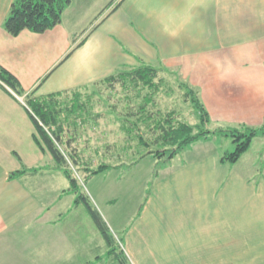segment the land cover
Wrapping results in <instances>:
<instances>
[{
	"label": "crops",
	"instance_id": "1",
	"mask_svg": "<svg viewBox=\"0 0 264 264\" xmlns=\"http://www.w3.org/2000/svg\"><path fill=\"white\" fill-rule=\"evenodd\" d=\"M14 1L0 0V68L22 96L79 92L147 65L195 89L211 124L264 125V0H70L52 29L12 36ZM16 96L0 86V264H100L107 247ZM252 142L261 147L244 169L249 150L233 165L214 151L159 175L120 227L128 262L264 264V136Z\"/></svg>",
	"mask_w": 264,
	"mask_h": 264
},
{
	"label": "rangeland",
	"instance_id": "2",
	"mask_svg": "<svg viewBox=\"0 0 264 264\" xmlns=\"http://www.w3.org/2000/svg\"><path fill=\"white\" fill-rule=\"evenodd\" d=\"M72 2L73 8L79 6V0ZM91 15H84V18L88 20ZM158 76L159 78L154 80L156 89L142 87L136 89L131 84L127 83L124 86L120 82L113 86L98 84L78 92L79 98L74 93H69L59 99L63 106L70 107L72 103L78 101L81 105V108L71 114L64 123L63 139L71 141V149L75 150L80 158V166L74 168L70 165V169L78 179L82 192L89 197L98 213L102 217L106 215L105 222L115 238V250L123 254L127 264L130 263L122 244L124 228L120 227H126L131 223L141 203L150 195L151 186L159 175L172 171L175 165L214 151L219 154L220 162L223 153L231 152L234 146L231 138L222 135L219 130L238 127H222L210 123L207 129L212 132L208 136L211 138L185 147L172 160H166L167 156L157 159L147 154L150 150L159 149L153 144L155 136L152 128L148 129L140 122L142 119L139 114L140 108L145 106L147 95L152 100V103L146 106L149 112H160L161 116L173 112L178 120L189 125L198 124L197 115L189 100H186L184 85L188 84L176 73L167 70L160 71ZM19 98L26 104L27 96ZM64 117L65 114L62 115V118ZM132 125L138 126L136 133L144 137L142 139L147 147L138 143L135 133L129 134L128 129ZM260 147L259 143L252 142L249 154L243 157L245 165L239 164L242 169L252 162V156ZM100 166H107L108 169L86 178ZM69 197L70 200H74V195L70 194ZM107 201L113 205L105 209L103 203ZM106 253L103 254L102 251L101 256L97 257L100 264H114L113 259Z\"/></svg>",
	"mask_w": 264,
	"mask_h": 264
},
{
	"label": "trees",
	"instance_id": "3",
	"mask_svg": "<svg viewBox=\"0 0 264 264\" xmlns=\"http://www.w3.org/2000/svg\"><path fill=\"white\" fill-rule=\"evenodd\" d=\"M69 4L70 0H15L5 20L4 29L12 36L18 35L23 30H28L33 33H43L61 22L62 13ZM81 43L82 41L76 46H79ZM160 71L165 70L141 65L128 72L109 76L98 84L113 86L120 82L124 86L127 83L131 84L136 89L139 87L156 89L154 80L159 78L158 74ZM0 80L16 95H23V91L17 80L2 68H0ZM184 88L186 90V100H189L197 115L198 124L196 125H189L178 120L173 112L164 113L163 116H161L160 112H149L146 109V106L152 103L149 95L146 96L145 106L143 105L140 108L139 114L142 116L140 122L144 126H147L148 129L152 128L155 136L153 144L159 147L157 150L148 151L147 154L153 155L157 159H163L167 156L166 160H172L185 147L197 141L205 140L212 134L207 129L210 121L207 112L200 102L198 93L189 85L185 84ZM73 93L79 98L80 95L78 92ZM26 96L28 99L25 105L35 129L34 140L38 148L43 152H47L52 157L54 168L60 171L68 181V192L74 195V204L82 205L86 210L88 217L91 219L107 247L106 254L115 259L118 264H127L123 254L115 250L116 242L113 234L110 232L101 215L92 205L89 197L82 192L78 179L70 169V165L74 168L80 166V158L75 153V150L71 149V141H64L63 139L65 130L64 123L67 122L71 114L81 108L79 101L72 103L68 107L63 106L62 102L59 101L63 96L61 94H53L44 98H34L29 94ZM63 114H65L64 118H62ZM138 129V126L132 125L128 129V132L129 134L135 133L136 138H138V143L143 147H147L148 145L142 139L144 137L136 133ZM219 131H221L220 133L222 135L229 136L234 146L231 152L223 153L220 158V163L233 165L249 150L252 141L256 137L264 136V125L260 128L239 126L236 129H220ZM107 169V166H100L97 170L90 172L86 178L101 174ZM37 170L33 169L31 171L35 172ZM27 171L29 170H20L12 173L10 178Z\"/></svg>",
	"mask_w": 264,
	"mask_h": 264
},
{
	"label": "built area",
	"instance_id": "4",
	"mask_svg": "<svg viewBox=\"0 0 264 264\" xmlns=\"http://www.w3.org/2000/svg\"><path fill=\"white\" fill-rule=\"evenodd\" d=\"M0 86H2L4 89H6L9 93H11L12 95H14L13 91L6 86L1 80H0Z\"/></svg>",
	"mask_w": 264,
	"mask_h": 264
}]
</instances>
